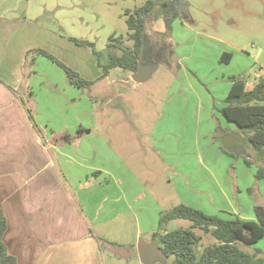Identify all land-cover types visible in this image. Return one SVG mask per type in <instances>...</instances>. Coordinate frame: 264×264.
Listing matches in <instances>:
<instances>
[{
  "label": "rangeland",
  "instance_id": "obj_1",
  "mask_svg": "<svg viewBox=\"0 0 264 264\" xmlns=\"http://www.w3.org/2000/svg\"><path fill=\"white\" fill-rule=\"evenodd\" d=\"M144 1L0 0V14L11 9L3 25L14 28L18 23V29H29L28 51L45 50L82 79L95 81L89 90L78 89L55 63L34 53L28 56L29 62L34 59L32 87L40 90L38 101H43L46 111H41L44 126L90 131L88 143L80 148L94 151L92 165L113 173L128 190L127 202H121V191L113 187V193L100 188L95 193L97 234L115 246V254L112 248L104 250L98 264H141L135 256L139 242H152L158 248L156 241H150L158 214L180 204L203 206L204 213L222 217L219 210L225 215L231 210L247 215L254 205L264 206V183L260 187L254 179L256 166L247 167L242 160L251 158L252 151L239 145L237 127L219 113L229 78H245L250 90L258 75H264V0H183L186 14L173 23L169 37H161V20L146 28L144 46L151 50L150 62L156 66L147 80L137 83L120 68L112 69L109 79L99 80L103 73L96 55L69 38L92 43L106 64L110 37L126 39L125 13ZM125 45L131 46L126 41ZM223 53L232 54L229 64L220 61ZM168 104H181L184 110L177 117L182 121L161 126ZM168 112L167 116L176 117L175 109ZM198 121L199 135L194 134ZM161 131L169 132L167 137L177 145L160 159L152 147ZM209 149H218L219 154ZM238 151L245 156H238ZM199 159L205 164L200 165ZM105 182L101 175L99 183ZM190 225L187 220H173L166 230ZM193 231L201 237L198 251L215 244L210 235ZM262 245L264 239L254 247L237 243L248 253L264 250ZM171 261L156 251L147 264Z\"/></svg>",
  "mask_w": 264,
  "mask_h": 264
},
{
  "label": "crops",
  "instance_id": "obj_2",
  "mask_svg": "<svg viewBox=\"0 0 264 264\" xmlns=\"http://www.w3.org/2000/svg\"><path fill=\"white\" fill-rule=\"evenodd\" d=\"M10 11L0 14V211L6 222L2 237L6 253L16 264H98L104 250L112 248L115 254V246L97 234L95 193L99 188L113 193V187L121 191V202H127L128 190L124 191L123 180L113 173L92 165L94 151L80 148L81 143H88L90 131L80 127L71 132L75 126L72 129L66 125L48 130L44 126L42 112L46 111L43 101H38L40 90L32 87L34 63L26 57L29 29H18L20 24L15 22L14 28L3 25L4 15ZM132 75L129 73L131 78ZM104 78L109 79L110 73ZM102 79L100 76L99 80ZM230 87L231 83L227 94ZM172 109L176 110V117L167 116ZM164 110L166 116L160 119L161 126L182 121L177 117L184 110L181 104L165 105ZM197 127L194 134L199 135V121ZM168 135L171 134L161 131L154 136L152 148L160 159L177 145ZM67 147L71 150L67 151ZM209 150L219 154L218 149ZM198 163L205 164L202 159ZM101 175H105V184L99 183ZM182 175L187 179L186 173ZM254 206L247 215L241 210H231L227 215L219 210L217 213L224 216H213L253 221ZM193 208L206 212L203 206ZM145 244L152 246V256L155 255L157 248L152 242ZM259 251H263L260 255L264 258V250ZM135 256L138 257L137 251Z\"/></svg>",
  "mask_w": 264,
  "mask_h": 264
},
{
  "label": "trees",
  "instance_id": "obj_3",
  "mask_svg": "<svg viewBox=\"0 0 264 264\" xmlns=\"http://www.w3.org/2000/svg\"><path fill=\"white\" fill-rule=\"evenodd\" d=\"M183 0H145L144 3L127 10L125 24L128 29L126 39L122 36H111L106 45L107 63L102 64L99 52L94 45L85 40L69 38L78 47L88 48L97 57V64L104 78L110 70L120 68L135 73L138 68L139 52L149 24L161 20L164 24L162 38L169 37L173 23L182 18L186 12ZM125 41L131 46L125 45ZM45 57L60 67L69 83L78 89H90L94 81L82 79L77 72L66 67L45 50H30V54ZM143 53V61H145ZM231 53H223L220 61L228 64ZM30 59V58H29ZM30 63H34L31 57ZM231 87L224 99V106L219 110L222 117L237 127V134L246 139L248 150L252 157H242L243 163L250 167L256 166L254 179L264 182V75L258 76L251 90H247V81L243 77L229 78ZM218 130V127H217ZM232 157V155H229ZM251 193L252 189H247ZM255 220L240 218L222 219L208 215L191 206L180 204L169 211L159 214L157 230L151 234L150 241H156L158 249L166 258H172L170 264H264V258L259 250L248 253L241 250L237 243L251 246L264 238V207L255 205L253 208ZM187 220L189 229L166 230V225L173 220ZM6 229L5 219L0 211V264H16L15 259L6 253L2 237ZM200 230L210 235L216 242L201 251L196 248L201 237L193 230ZM110 244V243H108ZM113 245V244H110Z\"/></svg>",
  "mask_w": 264,
  "mask_h": 264
},
{
  "label": "water",
  "instance_id": "obj_4",
  "mask_svg": "<svg viewBox=\"0 0 264 264\" xmlns=\"http://www.w3.org/2000/svg\"><path fill=\"white\" fill-rule=\"evenodd\" d=\"M144 41L145 40L143 39V42H142V45L140 48V52H139L137 71L132 75V80H134L137 83H140V82L147 80L149 78V76L151 75V73L156 68V66L151 64V62H150L151 60L149 62L143 61V53L148 51V49L147 50L145 49ZM149 56L150 57L152 56V52L149 53ZM244 144H246V139L241 137L239 145H244ZM237 153H238V156L241 154H243L245 156L244 151L243 152L238 151ZM157 251H159L161 253V251L158 248H157ZM137 252H138V257H139L140 261L145 263V264L149 263L153 258L152 246L147 245L143 242H139L138 247H137Z\"/></svg>",
  "mask_w": 264,
  "mask_h": 264
},
{
  "label": "flooded vegetation",
  "instance_id": "obj_5",
  "mask_svg": "<svg viewBox=\"0 0 264 264\" xmlns=\"http://www.w3.org/2000/svg\"><path fill=\"white\" fill-rule=\"evenodd\" d=\"M150 52H151V50L148 49L147 54H145V62H149V61L152 59V57L149 56V53H150ZM153 256H154V255H153Z\"/></svg>",
  "mask_w": 264,
  "mask_h": 264
}]
</instances>
